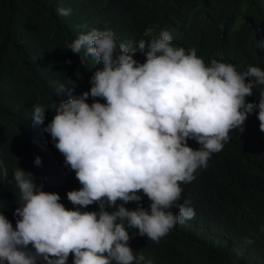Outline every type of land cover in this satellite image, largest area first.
Wrapping results in <instances>:
<instances>
[{
    "label": "clouds",
    "instance_id": "obj_1",
    "mask_svg": "<svg viewBox=\"0 0 264 264\" xmlns=\"http://www.w3.org/2000/svg\"><path fill=\"white\" fill-rule=\"evenodd\" d=\"M67 47L83 53L82 63L91 57L99 65L89 91L72 97L74 81L60 86L70 99L54 103L53 118L43 129L82 185L67 192L79 208L66 209L58 194L43 191L31 173L16 168L18 219L13 228L0 210V264H67L70 254L73 264H153L129 247L128 229L158 243L176 224L194 218L192 207L178 203L181 184L193 182L230 131H244L253 112L264 133V91L258 103L246 102L264 85V70L248 66L240 72L215 59L206 64L195 48L174 45L167 30L151 40L117 43L111 30L93 29ZM137 51L145 56L143 63L134 59ZM32 109L34 124H44L45 108ZM189 140L200 147H189ZM34 163L39 166L41 159ZM139 193L150 201L149 209ZM131 202L137 204L134 210L125 207ZM94 203L99 211L80 210Z\"/></svg>",
    "mask_w": 264,
    "mask_h": 264
},
{
    "label": "trees",
    "instance_id": "obj_2",
    "mask_svg": "<svg viewBox=\"0 0 264 264\" xmlns=\"http://www.w3.org/2000/svg\"><path fill=\"white\" fill-rule=\"evenodd\" d=\"M60 7L71 9L70 15L60 16ZM93 29L111 30L117 43L151 40L167 30L174 45L195 48L206 64L215 59L240 72L248 66L264 70V0H0V210L13 228L20 206L13 179L18 167L43 191L58 194L66 209L79 208L67 192L82 185L43 129L53 118L54 103L70 99L67 90L59 92L61 85L75 82L72 97L90 90L99 65L91 57L82 63L83 53L74 54L67 45ZM134 59L143 63L145 56L137 51ZM261 91L264 85H257L246 102L258 103ZM34 104L45 108L44 124H34ZM257 115L248 116L242 133L230 131L193 182L181 184L178 203L192 207L194 218L176 224L158 243L128 229L133 252L153 264H264V133ZM188 146L200 147L194 140ZM139 194L149 209L150 201ZM125 207L134 210L137 204ZM67 264H73L72 254Z\"/></svg>",
    "mask_w": 264,
    "mask_h": 264
}]
</instances>
